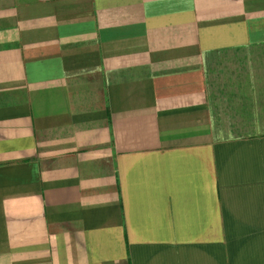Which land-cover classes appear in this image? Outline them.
<instances>
[{
    "label": "crops",
    "instance_id": "obj_1",
    "mask_svg": "<svg viewBox=\"0 0 264 264\" xmlns=\"http://www.w3.org/2000/svg\"><path fill=\"white\" fill-rule=\"evenodd\" d=\"M0 264H264V0H0Z\"/></svg>",
    "mask_w": 264,
    "mask_h": 264
}]
</instances>
